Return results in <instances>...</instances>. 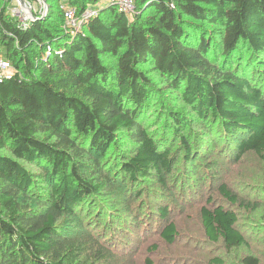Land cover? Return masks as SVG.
<instances>
[{"label":"trees","instance_id":"obj_1","mask_svg":"<svg viewBox=\"0 0 264 264\" xmlns=\"http://www.w3.org/2000/svg\"><path fill=\"white\" fill-rule=\"evenodd\" d=\"M134 4L128 16L110 0H65L76 10L77 29L65 24L60 0H46L44 11L19 28L0 0V46L13 67L0 82V264H114L149 232L171 246L179 234L166 220L169 192L178 189L184 203L195 200L182 185L187 171L195 180L215 175L219 161L208 163L210 155L238 162L252 154L264 163V0ZM201 24L217 27L214 37ZM147 65L180 92L195 117L168 113L171 123L159 136L143 125L156 96L142 70ZM174 138L184 170L169 185L163 176L173 171L168 140ZM21 162L43 172L33 204L36 182ZM153 180L157 191L141 186ZM215 188L225 202L208 197L200 208L205 241L222 242L226 252L249 247L233 208L259 206L228 182ZM122 189L136 199L153 195L154 212L142 220L140 205L132 216L112 211L105 201ZM69 223L78 232L68 233ZM240 264L264 260L248 254Z\"/></svg>","mask_w":264,"mask_h":264},{"label":"rangeland","instance_id":"obj_2","mask_svg":"<svg viewBox=\"0 0 264 264\" xmlns=\"http://www.w3.org/2000/svg\"><path fill=\"white\" fill-rule=\"evenodd\" d=\"M22 1L24 2H20V4L22 6L25 5V9L21 7L24 11L20 16L21 18L25 12L29 11L35 15L41 14L45 9V6L43 10V7H39L37 0ZM60 2L65 6V0H60ZM10 4L16 6L14 0H11ZM39 9L42 11L38 12ZM200 27H203L204 34L214 37L215 33L213 30L217 27L210 24H201ZM104 60L106 65L112 64L110 58L104 57ZM218 62H220V59H218ZM142 70L147 72L154 93H156L153 101L150 105L147 104L143 113V125L149 132L159 136L165 125H170L171 123L168 113L182 114L191 120L195 118L181 101L180 92L170 89L168 82L155 71L152 65L144 66ZM192 124L194 131L200 129L198 123L192 122ZM181 134H183V131ZM192 139L194 138L192 137ZM168 148L172 151L171 162L173 171L171 175H164L163 178L167 184L172 185L174 176H180L181 170L183 172L184 169L180 167L183 161L179 140L177 138L169 139ZM208 158V163L219 161V168L215 175H212V172H206V174H198V178L195 180L192 172L187 171L189 178L186 179V183L182 184L188 195L195 193V200H188L187 203H184V201H179L176 196L178 189L175 192L172 190L169 192L171 196L169 201L170 213L166 220L174 222L177 227L179 238L175 243L171 246L166 245L155 232L143 234L136 239L131 249L117 257V261L114 264H146L145 259L152 261V264H213L214 259H219L222 264H240V258L248 254L264 260V163L259 162L252 154L244 155L238 162L233 161L232 157H230V161L220 159L215 155H210ZM21 164L36 182L35 188H31L29 192L30 198L33 196L29 202L33 204L35 200L34 193H39L43 190L41 187L43 172L40 165L25 164L24 162H21ZM199 164L202 165L201 163ZM182 168H184L183 163ZM206 169L209 170V168ZM213 176L215 178L210 179ZM222 182H228L235 193H238L242 198L250 200L253 205L259 206L254 212L233 208L237 213L240 229L244 230V235L248 238L249 244V247H243L233 252H226L222 242L216 244L207 243L199 220V210L202 206H207L206 199L208 197L213 198V201L218 204L225 202L220 197H217L215 191V187ZM142 183L145 184H141V186L150 191L155 192L160 189L156 180L151 183H148V181ZM193 183L195 186H193ZM119 192L117 196H109L105 201L106 204H110L112 211L128 209V215L132 216L134 209L140 205L138 208H140L139 210L142 213V220L150 211L154 212L153 201L156 198L153 195L149 196L146 194V196L136 199L133 193H129L124 189ZM142 199L143 201L141 202ZM83 215L88 216V212H84ZM130 216H126V218ZM82 223L85 225V227L82 225V230L86 228L89 232L90 229L87 228L85 217H82ZM72 224L69 223V226H67L68 233H71L72 230L78 232L79 228L74 227ZM96 226L93 227L95 231ZM139 230L141 231V226ZM153 245L157 249L152 253L150 251H152Z\"/></svg>","mask_w":264,"mask_h":264},{"label":"built area","instance_id":"obj_3","mask_svg":"<svg viewBox=\"0 0 264 264\" xmlns=\"http://www.w3.org/2000/svg\"><path fill=\"white\" fill-rule=\"evenodd\" d=\"M14 1L16 2V6H12V4H10L11 0H9V1L2 0V2L6 3V5H7L5 7V15L17 27L25 28L28 21L34 17V14H31L28 11V12H25L23 17L21 18L20 16L24 12L21 7H23L25 9V5L22 6V4H20V2H24V1H22V0H14ZM110 1L114 3V6L118 10L127 14L128 16H130L134 12V9H135L134 0H110ZM37 2L39 4V7H43L42 8V10H43L44 6H45L43 1L37 0ZM42 10L39 9L38 12H41ZM62 13H63L64 22L67 26H69L70 28L72 26L76 27L77 29L79 28L78 22L75 19L76 10L74 8H72L70 6H64V7H62ZM91 14H92V12L90 10H88L85 13V16H90ZM35 15H38V14H35ZM12 72H13V67H12L10 59L8 58L7 50L3 49L2 46H0V82L5 80L6 78H8Z\"/></svg>","mask_w":264,"mask_h":264},{"label":"water","instance_id":"obj_4","mask_svg":"<svg viewBox=\"0 0 264 264\" xmlns=\"http://www.w3.org/2000/svg\"><path fill=\"white\" fill-rule=\"evenodd\" d=\"M42 1H43L44 5H46V0H42Z\"/></svg>","mask_w":264,"mask_h":264}]
</instances>
